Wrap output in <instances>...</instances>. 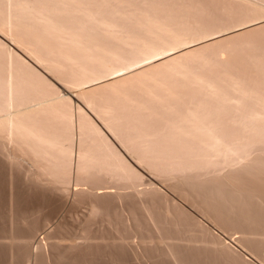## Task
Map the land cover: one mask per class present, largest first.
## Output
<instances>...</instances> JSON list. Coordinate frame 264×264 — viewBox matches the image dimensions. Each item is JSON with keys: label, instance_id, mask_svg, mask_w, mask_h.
Segmentation results:
<instances>
[{"label": "rangeland", "instance_id": "374dc122", "mask_svg": "<svg viewBox=\"0 0 264 264\" xmlns=\"http://www.w3.org/2000/svg\"><path fill=\"white\" fill-rule=\"evenodd\" d=\"M23 1L30 52L0 40L99 133L50 118L54 179L0 151V264H264V0Z\"/></svg>", "mask_w": 264, "mask_h": 264}, {"label": "bare ground", "instance_id": "6f19581e", "mask_svg": "<svg viewBox=\"0 0 264 264\" xmlns=\"http://www.w3.org/2000/svg\"><path fill=\"white\" fill-rule=\"evenodd\" d=\"M5 2L7 14L4 16V21L0 19L3 23V27L5 28L3 33L8 40L14 43L17 47L26 50V53L28 51V44H25L26 42L24 43L25 36L24 32H22L24 27L21 22L30 12L28 10V3L23 0H5ZM15 11H19L22 17L17 18ZM16 27H18V30ZM23 45L24 48H22ZM25 46L27 49H25ZM34 53L35 52L32 54ZM34 56L35 57L33 58L35 59V62L37 61V63L43 67L46 66L44 64V60L40 57L38 58V55L36 56L34 54ZM45 69L48 68L45 67ZM38 71L36 70V66L31 64L30 61L26 60L21 54H19L14 47L0 40V151L12 165L14 161L16 163V159L22 157V154L20 155V153L19 157H17L18 151L21 153L23 152L19 149L22 147L21 149H23L24 153H26L27 147H24V145L28 146V149L30 148L31 153L33 154L31 155V159H29L32 163L31 165L33 169L35 170V172L32 171L33 173L31 175H36L38 178L43 173L48 171L47 174L54 179L59 172L66 175V169L60 164L62 161L60 162V159L56 155H51V159H41V151H44L45 147L47 149L43 153L49 154L48 148L56 146V141L52 140L48 136V132L52 129L50 118L55 116L62 117L65 120L66 128L68 130L78 132V139H80V141H82V138L85 135L93 132L99 133V131L96 129L94 124L86 118L82 109V111H76V109L73 110L71 106H67L63 101V96L59 94L58 90H56L53 85L43 79ZM102 95L103 94H89L88 97H85L84 95L85 103L89 108L96 112L94 110V103L98 101ZM96 115L103 122L109 132L118 138L120 143L126 147L125 143L122 142V138L118 135L119 133L116 131L114 123L111 120L112 118H110L107 113L104 115L96 113ZM198 128L200 130L204 129L206 132L214 131V128L211 126L201 127L200 123ZM211 138L216 140V135L212 134ZM15 144H18L21 147L19 148L17 145L18 151H14L17 148L15 147V149L11 152L12 146ZM64 152H66V160L69 162L68 167L71 169L70 165L74 160V150L69 149ZM112 157L118 159H114L116 162L120 161L118 156L113 154ZM22 160L18 159L17 162H22ZM43 160L49 164L44 166L45 162ZM90 160L91 157L88 152L83 150L81 145L78 146V149L75 151L77 179H80L83 172H85L83 164L89 162ZM48 168H50V170H47ZM44 170L46 171L41 174ZM95 214L96 208L91 205L90 215ZM43 234H45V232H43ZM39 242L38 244L40 247L43 245L42 243L44 242V239L42 238Z\"/></svg>", "mask_w": 264, "mask_h": 264}]
</instances>
